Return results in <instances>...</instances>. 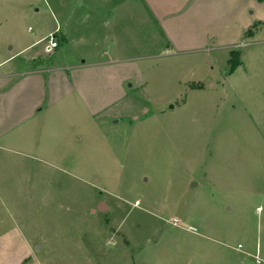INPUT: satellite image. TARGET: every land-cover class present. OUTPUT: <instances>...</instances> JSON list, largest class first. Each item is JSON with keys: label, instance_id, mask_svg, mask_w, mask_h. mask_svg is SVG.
Wrapping results in <instances>:
<instances>
[{"label": "rangeland", "instance_id": "rangeland-1", "mask_svg": "<svg viewBox=\"0 0 264 264\" xmlns=\"http://www.w3.org/2000/svg\"><path fill=\"white\" fill-rule=\"evenodd\" d=\"M49 1L0 0V61L39 37L31 52L49 43ZM135 19L133 37L107 32L24 65L88 62L91 42L97 53L129 42L111 57L138 73L97 115L88 84L85 100L45 104L0 141V264L24 243L33 264H264V24L234 50L210 42L183 53L154 21Z\"/></svg>", "mask_w": 264, "mask_h": 264}, {"label": "crops", "instance_id": "crops-1", "mask_svg": "<svg viewBox=\"0 0 264 264\" xmlns=\"http://www.w3.org/2000/svg\"><path fill=\"white\" fill-rule=\"evenodd\" d=\"M45 5L55 25L47 37L50 34L56 37L57 48L50 49L47 42L41 50L31 52L40 46L45 35L0 61V69L3 68L0 71V141L14 135L23 120L43 112V105L49 108L72 97L73 93L84 99L81 90L88 84H91L94 103H86L91 115H97L138 73L133 61L111 57L120 53L126 55L133 47L129 42L125 49L113 44L102 53H97L95 48L99 47L91 42L94 55L88 62L81 61L80 57L71 61L62 59V63L57 61L60 66L46 71L24 69L27 63L41 58L42 53L49 54L70 43L84 45L85 39L108 41L107 32H115L116 39L121 33L125 38L133 37L137 14L141 24L154 21L169 48L183 53L210 48V42L212 49L218 44L219 49L234 50L238 46L234 42L244 33L256 24H264V0H51ZM104 26L106 34L102 32ZM115 47L117 50L110 52ZM25 54L28 57L22 58ZM14 60L17 62L12 63ZM131 87L133 90L132 83L128 85ZM122 114L130 119L136 116L134 112ZM23 247L8 264L33 259L34 256L25 251V243Z\"/></svg>", "mask_w": 264, "mask_h": 264}, {"label": "built area", "instance_id": "built-area-1", "mask_svg": "<svg viewBox=\"0 0 264 264\" xmlns=\"http://www.w3.org/2000/svg\"><path fill=\"white\" fill-rule=\"evenodd\" d=\"M49 48L50 49H55L57 48V44L56 42H52L55 40V38L53 36H49ZM168 224H170L171 226L173 227H181L180 226V222L177 220V219H172L170 222H168ZM183 228V227H182ZM188 233L190 234H195L196 233V229L193 228V227H190V228H184Z\"/></svg>", "mask_w": 264, "mask_h": 264}, {"label": "trees", "instance_id": "trees-1", "mask_svg": "<svg viewBox=\"0 0 264 264\" xmlns=\"http://www.w3.org/2000/svg\"><path fill=\"white\" fill-rule=\"evenodd\" d=\"M53 37L56 38L55 36H53ZM231 53H232V51H231ZM229 63H231V70H234V68L239 65L238 58H235L233 62L230 61Z\"/></svg>", "mask_w": 264, "mask_h": 264}, {"label": "water", "instance_id": "water-1", "mask_svg": "<svg viewBox=\"0 0 264 264\" xmlns=\"http://www.w3.org/2000/svg\"><path fill=\"white\" fill-rule=\"evenodd\" d=\"M170 108H172V106L170 107ZM103 208V207H102ZM101 209V208H100ZM40 246L39 245H37V247L36 248H39Z\"/></svg>", "mask_w": 264, "mask_h": 264}]
</instances>
